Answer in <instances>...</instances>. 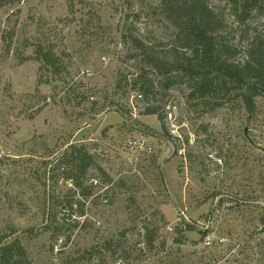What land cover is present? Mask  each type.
Returning a JSON list of instances; mask_svg holds the SVG:
<instances>
[{"label": "rangeland", "instance_id": "obj_1", "mask_svg": "<svg viewBox=\"0 0 264 264\" xmlns=\"http://www.w3.org/2000/svg\"><path fill=\"white\" fill-rule=\"evenodd\" d=\"M262 9L242 48L264 35V0ZM131 36L167 59L184 53L160 0H0L1 234L32 264H94L84 250L124 230L106 264H264V96L253 113L239 94L191 98L190 77L173 67L167 87ZM38 43L61 57L62 79L38 83ZM141 72L154 85L149 104L132 88ZM152 104L164 122L145 114ZM71 145L105 174L90 170L84 198L55 167ZM145 221L158 228L154 249Z\"/></svg>", "mask_w": 264, "mask_h": 264}, {"label": "trees", "instance_id": "obj_2", "mask_svg": "<svg viewBox=\"0 0 264 264\" xmlns=\"http://www.w3.org/2000/svg\"><path fill=\"white\" fill-rule=\"evenodd\" d=\"M263 0H160V8L165 17L176 28V40L184 53L178 59L161 57V49L154 44H146L138 37L131 36L132 50L148 66L164 75L166 86L171 84L170 72L175 67L185 77H190V97L208 98L217 93L239 94L248 113L255 110V99L264 96V35L255 34L246 44H242V28L254 14H260ZM188 52V53H187ZM187 53V54H186ZM241 58H240V57ZM34 59L40 64L39 84H50L54 79H62L66 67L54 49L44 43L34 45ZM132 88L139 92L140 98L149 104L153 82L142 72L131 81ZM146 115H158L164 122V115L155 105H148ZM55 167L67 170L64 178L71 181L75 191L84 198L91 195L85 189L84 180L91 169L105 176L85 145H71L65 150ZM107 182L111 180L105 178ZM79 217L85 216L84 205L77 203ZM76 203L69 202L65 208L74 211ZM71 216V215H69ZM54 222L59 225L57 221ZM74 228L80 222H74ZM145 243L154 249L158 239V228L154 221H145ZM186 230H192L187 227ZM126 230L105 239L101 246L93 243L84 250L81 257L94 264H106L101 260L102 252H111L122 247L127 240ZM55 233V232H54ZM60 230L57 235H60ZM176 238L182 243L183 233ZM0 232V264H32L25 247L19 239ZM127 260L131 253L121 251Z\"/></svg>", "mask_w": 264, "mask_h": 264}, {"label": "built area", "instance_id": "obj_3", "mask_svg": "<svg viewBox=\"0 0 264 264\" xmlns=\"http://www.w3.org/2000/svg\"><path fill=\"white\" fill-rule=\"evenodd\" d=\"M135 144H136V143L134 142V143H133V146H135ZM170 230H172V229L170 228ZM208 239H209V237H208ZM221 242H222V241H221Z\"/></svg>", "mask_w": 264, "mask_h": 264}]
</instances>
